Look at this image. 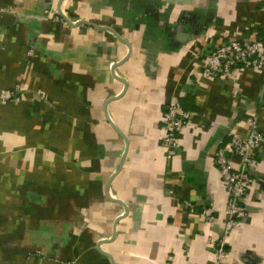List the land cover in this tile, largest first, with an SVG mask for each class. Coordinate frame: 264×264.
<instances>
[{
	"label": "crops",
	"instance_id": "1",
	"mask_svg": "<svg viewBox=\"0 0 264 264\" xmlns=\"http://www.w3.org/2000/svg\"><path fill=\"white\" fill-rule=\"evenodd\" d=\"M60 1L0 0V98L22 97L0 100V264H264V147L232 232L216 164L230 131L264 134V71L203 76L264 40V0ZM174 101L194 124L171 155Z\"/></svg>",
	"mask_w": 264,
	"mask_h": 264
},
{
	"label": "built area",
	"instance_id": "2",
	"mask_svg": "<svg viewBox=\"0 0 264 264\" xmlns=\"http://www.w3.org/2000/svg\"><path fill=\"white\" fill-rule=\"evenodd\" d=\"M246 70L264 71V40L263 39H231L216 47L209 53L203 66V76L208 79L225 80L234 73ZM20 89L15 93H5L1 101H21ZM194 114L186 111L180 102L170 103L162 118L163 145L173 155L179 151L180 136L193 126ZM254 127L246 139L238 137L233 131L228 136L230 141L220 147L217 152L216 164L228 193L227 231L239 225L245 217L244 201L248 190L256 183L254 177L255 161L253 151L264 147V134L257 128V119H252ZM233 157L241 159L240 164L233 163ZM211 208L204 210L207 220L215 218ZM220 248V249H219ZM220 259L229 256L225 245L218 247Z\"/></svg>",
	"mask_w": 264,
	"mask_h": 264
},
{
	"label": "water",
	"instance_id": "3",
	"mask_svg": "<svg viewBox=\"0 0 264 264\" xmlns=\"http://www.w3.org/2000/svg\"><path fill=\"white\" fill-rule=\"evenodd\" d=\"M63 1H64V0H61V1H60V5L62 4ZM58 13H59V15L65 20V22H66L68 25H70V26H73V25H74V26L78 27V26H80V25H87V26L94 27V28H96V29L108 30V31L112 32L116 38H118L119 40H121L120 37H119V36L113 31V29H111V28H109V27H101V26H98V25H95V24H92V23H90V22H86V21H83V20H79V21H77L76 23H73V22H72L71 20H69V18L63 13V11H62V9H61V6H59ZM123 62H124V61H123ZM123 62L118 63V64H115V65L113 66V69L117 68V67H118L119 65H121ZM110 183H111V182H110ZM110 183H109V184H110ZM115 237H116V231H115V233H114V235H113L111 241H114ZM111 241H107V242H111ZM101 245H102V243H101ZM101 245H100V246H101ZM101 250H102V249H101ZM110 259H112L111 256H110ZM112 262H113V260H112ZM113 264H114V262H113Z\"/></svg>",
	"mask_w": 264,
	"mask_h": 264
},
{
	"label": "trees",
	"instance_id": "4",
	"mask_svg": "<svg viewBox=\"0 0 264 264\" xmlns=\"http://www.w3.org/2000/svg\"><path fill=\"white\" fill-rule=\"evenodd\" d=\"M181 105H182V107H183V108H184L186 111H188V110H187V108H186V107H184V105H183V104H181Z\"/></svg>",
	"mask_w": 264,
	"mask_h": 264
},
{
	"label": "rangeland",
	"instance_id": "5",
	"mask_svg": "<svg viewBox=\"0 0 264 264\" xmlns=\"http://www.w3.org/2000/svg\"><path fill=\"white\" fill-rule=\"evenodd\" d=\"M77 22V21H76ZM76 22H74V23H76Z\"/></svg>",
	"mask_w": 264,
	"mask_h": 264
}]
</instances>
